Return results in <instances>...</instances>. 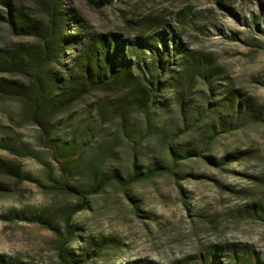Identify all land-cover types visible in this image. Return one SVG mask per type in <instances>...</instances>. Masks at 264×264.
Here are the masks:
<instances>
[{
	"label": "rangeland",
	"instance_id": "rangeland-1",
	"mask_svg": "<svg viewBox=\"0 0 264 264\" xmlns=\"http://www.w3.org/2000/svg\"><path fill=\"white\" fill-rule=\"evenodd\" d=\"M8 1L46 27V0ZM261 4L121 0L97 8L87 0H66L64 8L91 37L117 33L124 40L144 36L156 43L162 28L173 30L186 48L174 60L185 57L187 66L174 72L173 86L158 93L150 120L130 106V91L110 89L50 118L45 131L23 121L20 101L0 96V161L34 179L22 182L0 173V264H61L65 219L78 201L57 189L61 170L54 156L68 150L71 187L85 191L115 176L124 182L88 195V208L73 216L71 264H195L216 248L223 264H234L228 256L233 250L264 264V219L249 210L264 204ZM0 13V49L28 58L42 48L37 38L10 28L4 4ZM168 44L172 50L173 42ZM70 56L77 55L66 56L71 71ZM190 65L199 69L186 71ZM50 70L66 80L62 59ZM0 77L29 84L24 76ZM231 93L243 108L239 113L235 106L227 118L223 103ZM74 153L80 157L74 160ZM173 159V173L131 180L169 167Z\"/></svg>",
	"mask_w": 264,
	"mask_h": 264
},
{
	"label": "trees",
	"instance_id": "trees-1",
	"mask_svg": "<svg viewBox=\"0 0 264 264\" xmlns=\"http://www.w3.org/2000/svg\"><path fill=\"white\" fill-rule=\"evenodd\" d=\"M92 6L105 8L118 3L121 0H87ZM66 0H46L45 6L48 16V23L45 28L41 27L30 15L23 11H17L7 0H0V4L7 7L6 22L18 36L34 37L41 41L42 48L34 51L28 58L0 49V72L8 76H24L29 84H19L6 77H0V96L16 99L22 103L23 121H35L46 131L44 125L50 118L68 110L77 102L91 95L95 91L110 89L128 90L131 93L130 106L136 110H142L146 118L150 120V112L154 105L158 93L174 85V72L178 68L184 69L187 65L185 57L179 58L177 63L175 58L186 54V48L179 36L168 28L157 33L156 43L137 36L131 40H124L117 33L108 35H90L73 11L64 8ZM264 6L263 4H261ZM2 17L0 13V18ZM3 18V17H2ZM76 23V29L72 24ZM255 25L258 22L254 21ZM69 32V33H68ZM264 36V29L261 31ZM168 41L173 42L174 47L170 48ZM84 42L81 51L80 44ZM70 54L72 63L71 71L66 64ZM170 56L169 61L164 60V56ZM63 60V65L67 72L66 80H62L57 74L50 70V66L56 60ZM61 64V62H60ZM194 64V63H193ZM176 66V68H173ZM197 65H190L185 70L197 71ZM208 84L212 78L207 77ZM213 91V89H211ZM215 91L213 92V95ZM236 94L225 96L223 106L227 108L228 117L234 113L235 106H238L240 113L243 103L239 100L236 105ZM209 104H212L209 102ZM211 109L213 108L210 105ZM230 124V121L227 122ZM72 152L66 151L54 158L60 166L61 177L57 184V189L64 195L74 197L77 206L68 213L65 219L64 232L61 235V247L59 250L61 264L73 263V257L68 247L73 241V233L70 231V221L73 216L88 208V195L98 193L108 186L124 185L120 177L111 179L96 180L94 187L81 191L70 185V165ZM80 157V153H74L73 159ZM177 162L173 159L169 167L160 166L153 172L140 177L134 174L131 180H142L163 173H173V165ZM0 173L12 175L18 180L34 181L31 176L23 174L21 170L15 171L9 164L0 161ZM129 184V182H126ZM0 190H3L0 188ZM251 214L258 215L264 219V204L261 206L251 205ZM253 216V215H252ZM219 248L211 251L208 255L200 256L195 264H223L222 252ZM229 253V260L234 264H263L252 255L244 254L239 256L235 250ZM141 264V263H132ZM177 264H190V261Z\"/></svg>",
	"mask_w": 264,
	"mask_h": 264
}]
</instances>
